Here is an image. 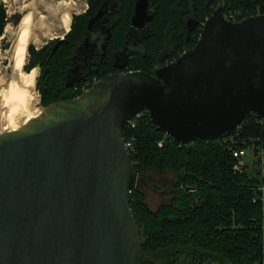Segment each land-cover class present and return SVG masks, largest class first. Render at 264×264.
Instances as JSON below:
<instances>
[{
    "label": "water",
    "instance_id": "1",
    "mask_svg": "<svg viewBox=\"0 0 264 264\" xmlns=\"http://www.w3.org/2000/svg\"><path fill=\"white\" fill-rule=\"evenodd\" d=\"M148 6L135 1L131 27L151 20ZM143 110L181 144L219 139L249 114L264 119V14L233 21L219 4L173 61L106 75L0 133V264H142L128 203L140 178L122 130Z\"/></svg>",
    "mask_w": 264,
    "mask_h": 264
},
{
    "label": "trees",
    "instance_id": "2",
    "mask_svg": "<svg viewBox=\"0 0 264 264\" xmlns=\"http://www.w3.org/2000/svg\"><path fill=\"white\" fill-rule=\"evenodd\" d=\"M135 1L89 0V9L74 17L72 28L61 41L57 39L38 52L31 48L33 57L28 67L41 68L38 89L44 106L76 97L83 85L88 88L93 83L90 78L69 88L64 86L68 57L86 34L88 19L107 2L105 13H111L116 26L108 45L109 49L117 48L130 26ZM149 2L152 18L147 23L142 54L127 65L147 73L191 49L206 18L219 4H223L225 16L235 15V21L264 14V0ZM8 19L1 2L0 37ZM187 21L197 25L190 29L186 40ZM104 76L103 73L99 78ZM87 81L89 84H85ZM122 136L131 142V164L140 182L150 181L147 173L152 171H172L177 181L170 201L154 210L143 202L140 184L129 193L128 203L139 228L143 256L160 253L162 264H264V198L258 190L264 178L256 167L246 165L237 171L234 168L237 158L232 154L233 149L247 147L254 153L261 150L264 153V126L255 115L247 116L241 127L225 135V139H199L181 144L160 131L143 110L133 128H123ZM159 142L163 145L159 146ZM258 162L259 158L254 163ZM142 264L150 263L143 258Z\"/></svg>",
    "mask_w": 264,
    "mask_h": 264
},
{
    "label": "rangeland",
    "instance_id": "3",
    "mask_svg": "<svg viewBox=\"0 0 264 264\" xmlns=\"http://www.w3.org/2000/svg\"><path fill=\"white\" fill-rule=\"evenodd\" d=\"M1 2L4 4L9 16L0 37V133H3L10 130L13 124L20 128L25 123L29 111V113L36 116L45 107L42 104L41 93L38 89L42 73L41 68L39 66L28 67L33 57L31 48L38 52L45 46H51L55 40H62L72 28L74 17L85 14L90 3L89 0H0ZM26 17L30 20L29 37L22 71L30 72L35 68V80L30 89L29 110L17 113L13 122H10L8 118L9 111L4 106L2 94L8 90L9 83L12 80L22 86V82H19L18 74L13 68V56L18 37L24 27L22 21ZM66 17L70 19L67 30L62 22ZM196 25V22L191 25L187 21L186 26H184L186 40L189 39L190 29ZM246 160L250 159L246 158ZM147 178L150 181L144 179L140 182V188L144 194L143 202L149 209L154 210L161 204L170 201L173 193L172 188H175L177 182L176 176L172 171H152L147 173ZM143 258L144 261L150 264L163 263L160 253L157 252L146 254Z\"/></svg>",
    "mask_w": 264,
    "mask_h": 264
},
{
    "label": "flooded vegetation",
    "instance_id": "4",
    "mask_svg": "<svg viewBox=\"0 0 264 264\" xmlns=\"http://www.w3.org/2000/svg\"><path fill=\"white\" fill-rule=\"evenodd\" d=\"M106 8L108 9V7ZM149 9L150 6L146 9L148 13H150ZM110 15L111 13L108 15L107 13H104L101 18L92 22L89 27L87 24L88 30L86 34L78 43L72 54L68 57L69 61L64 74L65 87L69 88L81 81L89 80L90 78H92L94 83L102 79L99 78V76L103 73L106 76L117 72L137 70L134 66L128 68L127 65L133 63L138 58L139 54L142 53V45L148 33V24L146 23L143 27H131L130 22V26L126 30L124 40L120 46L117 48L111 46L109 49L108 42L112 37L113 29L116 27L113 18ZM119 28L121 29V26H119ZM110 51L111 53H109ZM119 51L122 52V58L119 61L124 64L122 69L117 68L115 63V55H117ZM123 60H125V62H123ZM75 67L77 69L74 71L72 78L80 77V79L79 81L73 82L70 86H66L67 71ZM85 84H89V82L87 81ZM83 86L82 91L87 89V87L83 89Z\"/></svg>",
    "mask_w": 264,
    "mask_h": 264
},
{
    "label": "bare ground",
    "instance_id": "5",
    "mask_svg": "<svg viewBox=\"0 0 264 264\" xmlns=\"http://www.w3.org/2000/svg\"><path fill=\"white\" fill-rule=\"evenodd\" d=\"M24 27L18 37V42L16 45V49L14 51V63L13 68L17 72V76L19 78V82H22V86L18 83L13 82V80L9 83L8 90L2 94L4 106L8 108V118L10 122H13L14 117L17 113L22 111H28V105L30 103L31 94L30 89L35 80V68L30 72H23L22 67L25 62L26 49L29 37V18L26 17L23 21ZM66 30L69 27L70 19L69 17L64 18L62 21ZM61 22V23H62ZM30 112V111H29ZM27 113V117L25 119V123L30 119L35 118L36 116L32 113ZM19 127L13 124L12 128L9 131L17 130Z\"/></svg>",
    "mask_w": 264,
    "mask_h": 264
},
{
    "label": "built area",
    "instance_id": "6",
    "mask_svg": "<svg viewBox=\"0 0 264 264\" xmlns=\"http://www.w3.org/2000/svg\"><path fill=\"white\" fill-rule=\"evenodd\" d=\"M226 17L229 18L230 20L235 21V15L234 14H229ZM85 87H87V86H84L83 89H85ZM142 112L143 111L138 112L137 114H135L133 116V118H131L129 121L126 122V124L124 125V127L127 126V127H130V128H133L135 126V124H136V119L139 118L142 115ZM249 115L251 116V115H255V114H249ZM249 115H247V116H249ZM247 116H245V118ZM255 117H256V120L262 126H264V119H261V118L257 117L256 115H255ZM243 120L232 131L239 129L241 127V124H242ZM227 134H224L220 138H224L225 139L226 138L225 135L227 136ZM230 138H231V135H230ZM125 144L129 148V151H131L132 145H131L130 140L125 141ZM162 145H163V143L162 142H159V146H162ZM232 154H233V156L235 158H237V163L234 165V168L237 171L241 170L243 167H246V165H248L250 167H256V168L259 169L260 175L264 178V153H263L262 150L259 151V152L254 153V151L251 148H248L247 147V148H244V149H241V150L233 149L232 150ZM246 158H249L250 160H246ZM258 158H259V162L258 163H254L255 160H257ZM258 188H259L258 190L262 194V199H263L264 198V183L260 184V186ZM130 192H131V190L129 191V193ZM263 209H264V207H263Z\"/></svg>",
    "mask_w": 264,
    "mask_h": 264
},
{
    "label": "crops",
    "instance_id": "7",
    "mask_svg": "<svg viewBox=\"0 0 264 264\" xmlns=\"http://www.w3.org/2000/svg\"><path fill=\"white\" fill-rule=\"evenodd\" d=\"M263 239H264V233H263Z\"/></svg>",
    "mask_w": 264,
    "mask_h": 264
}]
</instances>
